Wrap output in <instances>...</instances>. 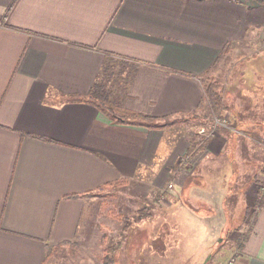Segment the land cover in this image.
<instances>
[{"label":"crops","instance_id":"crops-1","mask_svg":"<svg viewBox=\"0 0 264 264\" xmlns=\"http://www.w3.org/2000/svg\"><path fill=\"white\" fill-rule=\"evenodd\" d=\"M259 51L264 0H0V264H45L57 247L98 231L110 192L103 185L138 184L149 170L153 200L128 241L151 244L153 232L167 228L158 216L184 206L207 227L197 254L203 264H264V165L243 180L242 193L261 205L242 247L222 259L213 249L227 226L226 199L240 194L228 151L250 142L264 149V81L235 74L238 59ZM115 64L130 74L113 101L157 126L116 120L91 101ZM215 65L214 75L229 80L219 119L200 81ZM191 114L199 120L189 139L174 120ZM191 139L200 148L179 165ZM223 152V165L207 158ZM207 165L223 166L226 183L205 188L198 169ZM161 187L163 200L155 197Z\"/></svg>","mask_w":264,"mask_h":264},{"label":"rangeland","instance_id":"rangeland-1","mask_svg":"<svg viewBox=\"0 0 264 264\" xmlns=\"http://www.w3.org/2000/svg\"><path fill=\"white\" fill-rule=\"evenodd\" d=\"M233 52L234 51L229 55H233ZM249 54L251 55L247 58V54L243 61L238 59L239 62L237 61L238 64L235 66V68L237 67L238 69L235 74H238L237 72L241 70V72L244 71L243 77L245 81H264V52L261 53L259 51V53ZM235 61L236 60H234L233 63ZM215 67L216 65L214 68L210 67L212 68L211 73L213 76L218 78L222 85L224 81H229L225 76L220 78L214 75L215 71L213 70H216ZM129 74L130 70L122 65H108L101 76V81H104V87H100L102 94L107 96L108 100H114L113 98L118 97L121 91H123L129 79ZM232 79L231 81H233ZM236 81L243 80L238 77ZM247 96L249 98V94H247ZM192 116L191 114L189 117L182 116L183 118H180V120L178 118L174 120L181 125L180 128L188 135L189 139L192 130L198 127L196 124L199 120L192 118ZM244 124L250 126L252 123ZM241 125L243 127V123H241ZM207 127L205 126V128ZM170 131L172 132V130ZM253 144H255V142H250L242 148L239 146L236 151L233 149L231 150V148L228 151L231 156H236V179L234 180L235 184L233 188L235 192L240 194H231L226 199V205L224 207L227 216H225L227 218V226L222 233V239L217 241L213 248L214 253L216 252V255H219V259L226 257L227 254L228 257L232 256V254L238 250L239 240L242 239L240 234L247 229V226L251 222L247 210L251 207L252 197L248 196L246 193H242L245 192V182L243 180L250 179L252 175L255 176L256 168L264 165V149H256ZM227 154L223 152L221 155H210L207 156V158L221 159L218 164L223 165L225 159H228L226 156ZM247 159L250 160L248 165L245 164ZM203 168H208V170L206 171ZM198 170V172H201L203 175L202 182L205 188L211 186V182L215 183L219 178L225 177V183L229 178L223 166H200ZM243 172L247 173L245 179L240 176ZM150 173L151 170L138 176L139 179H137V182H140L138 184L131 181L128 185L125 183L119 186L113 185L103 188L110 192L103 194V213L107 214V217L106 215L102 217V222L104 223L100 224L99 230H88L86 233L84 232V235L77 238L72 243L57 247V250L45 259V264H203L204 259L201 260L200 256H197V254L199 251L201 252L203 250L204 246H207V243L202 245V243H205V240H202V236L206 235L205 232L207 227L204 228L202 223L195 222V220L184 211V206L177 212H173L168 216L164 214L163 219H161V216H158V224L159 222H163L166 224L165 226H167V228L155 230L153 232L151 244L147 243L142 247L139 245V241H135L136 239L128 241L130 239L128 234L131 233L130 229H134L132 225L135 222L137 213L141 212L144 207L149 208L153 200L148 193L151 191V186L149 184ZM206 176H210V178ZM136 185H139V188H136ZM167 187H169V184ZM160 189L156 190L155 197H158V199L166 197L164 194L165 188L161 187ZM128 192L135 194L132 203H129L130 195ZM139 192H141V194ZM161 199L163 200L164 198ZM171 200L173 199L171 198ZM109 210H111V212L107 213ZM171 210L175 211V209ZM194 228H196V230H194ZM192 233H196V237H193ZM216 239H218V236ZM207 242L211 243L212 241ZM106 246L111 247V250L107 249ZM214 253L212 252L211 254L213 257H215ZM209 257L207 259L208 261ZM106 258L108 261H105ZM198 260H201V262Z\"/></svg>","mask_w":264,"mask_h":264},{"label":"trees","instance_id":"trees-1","mask_svg":"<svg viewBox=\"0 0 264 264\" xmlns=\"http://www.w3.org/2000/svg\"><path fill=\"white\" fill-rule=\"evenodd\" d=\"M229 48L225 51H228ZM120 62H123V60H118ZM212 68L207 69L205 71L204 75H201V82L203 84V88L205 91V99L204 101H207L209 105L211 106V110L213 112L214 117L219 119L220 114L224 112L225 110V102L223 100V94H222V84L220 80L213 76L211 73ZM97 87V86H96ZM90 99L94 103H96L102 110H104L109 116L113 117L116 120L125 121V122H137V123H147L149 125L157 126L158 124L155 122V119L151 116L145 115L143 113H138L136 111L128 110L123 108L121 105H118L116 101L108 100V97L102 94V90L100 87L93 93L90 94ZM199 142H202L199 141ZM199 143L196 140H192L187 147L186 151L182 155L181 159H179L178 164L182 165L183 162H186L189 158H191L199 149ZM124 181H111L106 182L103 186H113V185H121ZM264 185V184H263ZM261 205V199L256 198L254 202L250 205L251 207L247 210L249 214V218H252L251 213L254 211L255 208L259 207ZM251 225L249 224L247 226V229L244 230L245 232L241 235L242 239L239 240V246L242 247V243L245 240V238L248 235L249 228ZM107 249H110L111 247L106 246ZM111 250V249H110ZM105 261H108L106 258Z\"/></svg>","mask_w":264,"mask_h":264},{"label":"built area","instance_id":"built-area-1","mask_svg":"<svg viewBox=\"0 0 264 264\" xmlns=\"http://www.w3.org/2000/svg\"><path fill=\"white\" fill-rule=\"evenodd\" d=\"M199 132H205V130H204V129H200ZM206 135H210V133L207 132ZM169 185H170V184H169Z\"/></svg>","mask_w":264,"mask_h":264}]
</instances>
